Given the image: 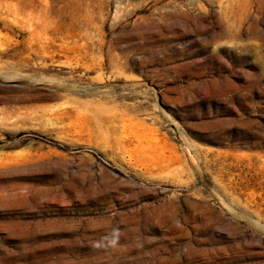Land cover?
Wrapping results in <instances>:
<instances>
[{"label":"rangeland","instance_id":"1","mask_svg":"<svg viewBox=\"0 0 264 264\" xmlns=\"http://www.w3.org/2000/svg\"><path fill=\"white\" fill-rule=\"evenodd\" d=\"M0 264H264V0H0Z\"/></svg>","mask_w":264,"mask_h":264}]
</instances>
